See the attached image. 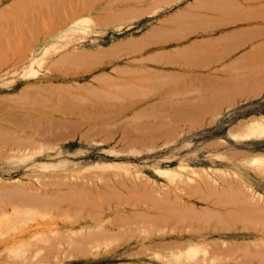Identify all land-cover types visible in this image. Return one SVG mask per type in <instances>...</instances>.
Instances as JSON below:
<instances>
[{"label":"rangeland","instance_id":"obj_1","mask_svg":"<svg viewBox=\"0 0 264 264\" xmlns=\"http://www.w3.org/2000/svg\"><path fill=\"white\" fill-rule=\"evenodd\" d=\"M42 1L0 0V264L263 260L264 251L250 258L264 247V218L261 226L248 210L256 221L248 219V204L232 207L223 188L260 197L246 198L255 211L264 202V136L251 135L264 94L232 101L163 91L140 60H115L114 43L159 20L163 0ZM67 191L76 203L66 204ZM141 193L159 211L168 203L192 216L165 222L167 211L146 210ZM135 214L164 218L131 222Z\"/></svg>","mask_w":264,"mask_h":264},{"label":"crops","instance_id":"obj_2","mask_svg":"<svg viewBox=\"0 0 264 264\" xmlns=\"http://www.w3.org/2000/svg\"><path fill=\"white\" fill-rule=\"evenodd\" d=\"M161 5L166 13L141 35L114 43L115 60H140L148 74L161 78L163 91L232 101L264 94L259 64L264 0H163Z\"/></svg>","mask_w":264,"mask_h":264},{"label":"bare ground","instance_id":"obj_3","mask_svg":"<svg viewBox=\"0 0 264 264\" xmlns=\"http://www.w3.org/2000/svg\"><path fill=\"white\" fill-rule=\"evenodd\" d=\"M38 1L40 2V0H38ZM42 2H44V0H43ZM47 2H48V1L46 0L45 3L47 4ZM40 3H41V2H40ZM42 4H44V3H42ZM43 6H44V5H43ZM46 18H47V17H46ZM46 18H45V19H46ZM47 24H48V23H47ZM29 26H30V25H29ZM31 27H33V28H30V27H29V30H30V29H31V30H32V29H33V30L35 29V26L31 25ZM45 29H46V28H45ZM25 31H26V30H25ZM15 32H16V31H15ZM29 32H30V31H29ZM32 32H34V31H32ZM21 34H22V33H20V35H21ZM23 34L26 35V33H24V32H23ZM31 34H32V33H31ZM17 35H18V34H17ZM25 35H23V36H25ZM26 37H29V36L27 35ZM26 37H23V39L25 38V40H26V39H27ZM25 40L22 41V45H23V42H26ZM19 41H20V40H19ZM17 48H18V47H17ZM80 94H82V93L80 92ZM57 109L59 110L60 108L57 107ZM57 109H54V110H56V112H57V111H58ZM53 112H54V111H53ZM58 112L61 113V111H58ZM251 131H252L251 135L264 136V119H262V120H258V121H254L253 124H252V127H251ZM256 161L262 162L263 160L260 161V159L258 158V159H256ZM252 162H253V161H252ZM254 162H255V161H254ZM259 162H256L255 164L257 165V163H259ZM261 164H262V163H261ZM261 164H260V165L258 164V165L261 166ZM263 165H264V162H263ZM227 186H228V185H227ZM230 187H231V186L227 187V188L230 190L229 192H228V189L225 190V187H224V188H223V191H226L227 193H226V192H223V194H224V195H225V194H226V195L230 194V196L228 195V197H231V196H232V195H231V192H233L232 194H233L234 196L231 197V199L234 200L235 202L232 201V202H233V205H234V206H232V207L236 208L237 205H242L244 202L246 203V202L248 201L247 199L250 197V195H249V197H247V196H248L247 194H251V192H250V193H246V194H244L245 192H243V194L241 193V194H242V195H241L242 197H241V196H237V195L240 194V193H236V192H234V190H233L232 188H230ZM124 188H125L127 191H129L128 188H126V187H124ZM141 188H142V187H141ZM231 189H232V191H231ZM71 190H72V189H71ZM71 190H69V192H70ZM137 190L140 191L141 189H137ZM144 190H145V189H142L141 192H144ZM239 190H240V189H238V191H239ZM135 191H136V190H135ZM71 192H73V193H72L73 195L76 193V191H75V192H74V191H71ZM71 192H70V193H71ZM131 192H134V191H131ZM239 192H242V191H239ZM70 193H68V191H67L66 194L68 195V194H70ZM77 193H78V191H77ZM139 193H140V192H139ZM144 193H145V192H144ZM146 193H147V192H146ZM66 194H64V195H66ZM72 194H71V196L68 195V197L72 198V196H73ZM141 194H142V193H141ZM141 194H140V195H141ZM235 194H236V196H235ZM224 195H221L222 198L227 197V196H224ZM244 195H246V197H243ZM251 195H252V194H251ZM77 196H78V195L73 196L72 200H69V199L67 198L68 201H70V202L72 201V202H71V203L68 202V203H66V204H69V205L74 204L73 201H75V200L78 201V197H77ZM142 196H143V197H142ZM142 196H141L142 199L145 200V203H144V204H146V203H147L146 201H149L150 199H151V202H150V201H149V202H150V203H154V204L151 205V204L148 202L149 204H147V205L152 206V209H151V207H149V208H147L146 210H148V209H149V210H153V208H154L153 206H154V205H157L158 201H156L157 203L155 204V202L152 201V200L155 201V199H152L153 197H152V198L148 197V196H149L148 194H145V195L142 194ZM144 196H147V197H146L147 199L144 198ZM221 196H220V198H219L218 200H222V201H223L224 199H222ZM223 196H224V197H223ZM253 196H254V195H253ZM43 197H45V196H43ZM43 197H42V198H43ZM46 197H47V196H46ZM66 197H67V196H66ZM235 197H236V198L238 197V198L236 199ZM240 197H241L242 199H244V198L246 199V198H247V199H246L247 201H246L245 199H244V201H241V200L239 201L238 199H239ZM251 197H252V196H251ZM251 197H250V198H251ZM48 198H49V197H48ZM234 198H235V199H234ZM250 198H249V200H250ZM34 199H35V198H34ZM34 199H33V200H34ZM36 199H37V197H36ZM36 199H35V200H36ZM74 199H75V200H74ZM79 199H81V198L79 197ZM251 199H252V198H251ZM253 199L256 200V199H258V197H255V198H253ZM253 199H252V201H253ZM259 199H261V198L259 197ZM259 199H258V202H259ZM46 200H47L48 202L50 201V199H47V198H46ZM46 200L43 201V203H41V202H42V199H41L40 197L37 199L38 202L41 201V202H40V203H41L40 205H43V204L48 203ZM236 200H238V202H237ZM255 200H254V201H255ZM77 201H75V203H76ZM79 201H80V200H79ZM256 201H257V200H256ZM262 201H263V200H262ZM33 202L36 203V201H33ZM38 202L36 203L37 205H39ZM44 202H45V203H44ZM218 202H220V201H218ZM218 202H217V203H218ZM223 202H224V201H223ZM223 202H222V203L220 202V204H219V203H218V204L216 203L215 205H219V208H220V206H221V208L223 209V208L226 207V203L229 204V202H225V205L222 207V205L224 204ZM241 202H242V203H241ZM248 202L250 203L251 201H248ZM159 203H160L159 206L162 205L160 208H164V207H166L167 209L169 208L168 211H167L165 208L160 210V211L164 210L165 212L167 211V213H164L165 216L163 215L162 212L159 211V208L156 209V207H157L158 205L154 208V209H156V210H155L156 212H157V210H158V212L162 213V215H163L165 218L163 217V218H164V220H163V218L161 217V219H162L163 221H165V222H167L166 219H167V215H168V214H171V215H173V216L175 215V218H177V217H176V214H177V213H179L180 215L182 214V212L184 213V211L179 210V208H180L181 206H180V207H179V206H178V207H175V208H178V209H175V208H172L171 206L168 207V205H169L168 203L166 204V203H163V202H162V203L164 204V207H163V204H162L161 202H159ZM235 203H236V204H235ZM237 203H239V204H237ZM245 203L243 204L245 207L243 206V207L240 208V209H241V210L244 209V208L246 209V206H247V204H248L247 208H249V207H250V208L247 209V211H248V210H249L250 212H251V211H254V212L251 213V214H252V215H256L255 219H257V223L260 222L261 219H262L261 217L264 218V213H263V212H264V211H263V210H264V206H263V208H262V205L264 204V202H263V204L259 205L260 208H259L258 205H257L256 209H257V208H259V209H257L256 211L253 210L254 208H253V209L251 208V206H252L253 203H250L251 205H249V203H246V204H245ZM221 204H222V205H221ZM230 204H232V203L230 202ZM230 204H229V205H230ZM256 204H258V203L256 202ZM165 205H167V206H165ZM213 205H214V204H213ZM215 205H214V206H215ZM174 206H177V205H174ZM135 207H136V206H135ZM170 207H171V209H170ZM216 207H218V206H216ZM252 207H255V206L253 205ZM136 208H138V206H137ZM136 208H134V210H135ZM140 208H141V207H140ZM143 209H145V208H143ZM181 209H182V207H181ZM262 209H263V210H262ZM136 210H137V209H136ZM169 210H170V211H169ZM171 210H174V212L172 211V212H173V213H172ZM175 210H179V212H178V211L176 212ZM183 210H184V208H183ZM155 211H154V212H155ZM180 211H181V212H180ZM220 211H221V209H220ZM223 211H224V210H223ZM226 211H229V210L227 209ZM231 211H232V209H231ZM242 211H243V210H242ZM244 211H245V210H244ZM247 211H246V212H247ZM249 211H248V213H249ZM258 211H260V212L263 211V212L259 213ZM150 212H152V211H150ZM156 212H155V213H156ZM158 212H157V213H158ZM168 212H169V213H168ZM215 212H216V214L219 213V212H217V210H216ZM238 212H239V211H238ZM238 212L236 211V213H238ZM246 212H245V213H246ZM174 213H176V214H174ZM185 213L187 214V213H189V211L186 210ZM185 213H184L183 215L187 216L188 214L186 215ZM233 213H234V210H233ZM255 213H256V214H255ZM220 214H222V213H220ZM224 214H225V213H223V215H222L223 217H222V218L225 219V218L227 217V218L229 219V217L226 216V215H224ZM229 214L231 215V217H232V216L234 217V214H231V212H230ZM239 214H240V212H239ZM243 214H244V213H243ZM243 214H242V217L245 216V214H244V215H243ZM132 215H133V214H132ZM135 215H137V214H135ZM138 215H139V214H138ZM138 215H137V217H136V216L132 217V219H131L130 221H131V222L139 221L140 219L137 220L138 218H141L142 216H145V214H144V215L141 214L140 217H139ZM177 215H178V214H177ZM246 215H247V213H246ZM258 215H260V216H258ZM261 215H262V216H261ZM146 216L149 217V214L146 215ZM150 216H151V217H149V218H145V219H144L143 217H142V218H143V220H146V221L148 220L147 222H150V221H149L150 218H151V219H155V218H156V220H158V222H161V221H160L161 219L159 218L160 216H158V215H156L157 217H154L155 215H154V216L150 215ZM169 216H170V215H169ZM169 216H168V217H169ZM173 216H172V217H173ZM188 216L190 217V216H192V215H190V213H189ZM188 216H187V217H188ZM224 216H225V217H224ZM249 216H250V217H249ZM249 216L247 215L245 218L249 217L248 219H250V218H251L250 213H249ZM153 217H154V218H153ZM182 217H184V216H182ZM182 217H181V218H182ZM216 217H218V216H216ZM231 217H230V218H231ZM235 217L238 218L239 215H237V216L235 215ZM252 217L254 218V216H252ZM257 217H258V218H257ZM119 218H120V217H119ZM119 218H117V219H119ZM157 218H159L160 220L157 219ZM175 218H174V219H175ZM178 218L181 219L180 217H178ZM184 218H185V217H184ZM237 218H236V220H235V218L233 219V220H235V223H239V222L237 221ZM245 218H243V219H245ZM253 218H251L252 220H251V219H250V220H251V221H256V220H253ZM259 218H261V219H259ZM126 219H127V218H126ZM126 219L124 218V221H125ZM129 219H130V218H129ZM172 219H173V218H172ZM223 219H222V222H221V223H224V222H225V220L223 221ZM238 219H239L240 221L242 220V221L240 222V223L242 224V222H243L244 220H243L241 217L238 218ZM132 220H133V221H132ZM134 220H135V221H134ZM141 220H142V219H141ZM156 220H154V221H156ZM170 220H171V219H170ZM170 220H169V218H168V221H170ZM176 220H177V219H176ZM218 220H219L218 222H220V221H221V217H220V219H219V217H218ZM258 220H259V221H258ZM262 220H263V219H262ZM127 221H128V219H127ZM127 221H125V223H126ZM130 221H128V222H130ZM128 222H127V223H128ZM151 222H152V221H151ZM245 222H246V221H245ZM245 222H244L243 225H245ZM261 222L264 223V220L261 221ZM261 222H260V223H261ZM260 223H259V224H260ZM263 223H261V226H262ZM114 224H115V223H114ZM114 224H113V226H114V228H115L116 226H115ZM218 224H219V223H218ZM241 224H240V225H241ZM118 225H119V224H117V226H118ZM219 225L222 226L221 224H219ZM246 225H248V223H246ZM246 225H245V227H246ZM255 225H257V224L255 223ZM248 226H249V225H248ZM248 226H247V227H248ZM250 226H252V225L250 224ZM258 226H259V225H258ZM44 227H45V226H44ZM252 227H254V226H252ZM252 227H249V228L251 229ZM114 228H113V229H114ZM243 228H244V227H242V229H243ZM249 228H248V229H249ZM254 228H255V227H254ZM113 229H112V230H113ZM246 229H247V228H246ZM246 229L244 228L243 230H246ZM252 229H253V228H252ZM255 229H257V228H255ZM259 229H260V228H259ZM262 229H263V227H262ZM98 231H100V230H98ZM95 233H96V232H95ZM97 233H98V232H97ZM97 233H96V234H97ZM96 234L93 235V234L91 233V236L93 235V237H95V236L99 237V235H96ZM108 235H109V237H107ZM110 235H112V234H107V236H106V237H103V239H105V238H109V240H110L111 238H113V237H112L113 235H112V236H110ZM114 236H115V235H114ZM116 236H117V234H116ZM116 236H115V238H116L115 240H116V241H117V239H118V240H119V239H120V240L122 239V236L119 238L120 234H119V236H117V237H116ZM95 238H96V237H95ZM113 239H114V238H113ZM106 240H107V239H106ZM118 242H120V241H118ZM251 244H252V243H251ZM254 244H255V243H254ZM233 245H234V244H233ZM233 245L230 246V248L233 249V247H234ZM235 245H237V247H238V244H235ZM261 245H264V244H261ZM254 246H257V244H255ZM235 247H236V246H235ZM235 247H234V248H235ZM237 247H236L235 249H237ZM239 247H240V244H239ZM239 247H238L237 251H235V252H236V253H237V252H240V255H241L242 253H243L244 255H245V254L248 255V253H250V251H251V250H248V251H247V248H246V251H245V248H242V247H243L242 244H241V247H240L242 251L240 250ZM244 247H245V246H244ZM251 247L253 248V244L251 245ZM227 248H228V247H227ZM230 248H228V249H230ZM249 248H250V247H249ZM259 248H260V247H259ZM228 249H225V250H224L225 253H226V250H227L228 252H231V250H228ZM243 249H244L245 252L243 251ZM254 249H255V248H254ZM254 249H253V250H254ZM263 249H264V247H262V250H261L260 253H256L255 251H257V252L260 251V250L258 249V247H256V249L254 250L255 253L253 252V253H254V256L252 255L253 258H250V259H251V260L254 259V261H255V259H256L255 257H257V255L261 254V253L264 251ZM253 250H252V251H253ZM235 252H232V253L235 254ZM241 252H242V253H241ZM246 252H247V253H246ZM250 254H251V253H250ZM250 254H249L248 256H251ZM255 254H256V255H255ZM228 255H230V254L228 253ZM238 255H239V253H238ZM238 255H237V257H238ZM240 255H239V258H243V260H244V257H246V256L243 255L244 257H243V256L240 257ZM231 257H232V256H231ZM235 257H236V256H235ZM260 257H262V255H261ZM239 258H238V260H240ZM257 258H258V259H261V258H259V257H257ZM263 258H264V254H263ZM246 259H247V258H245V260H246ZM248 259H249V258H248ZM248 259H247V260H248ZM238 260H237V261H234V262L237 263ZM241 260H242V259H241ZM243 260H242V262L244 263ZM263 260H264V259H263ZM263 260L261 259L262 263H264ZM252 261H253V260H252ZM256 261H257V260H256ZM261 261L259 262V260H258V261H257L258 264L261 263ZM247 262H249V260H248ZM250 262H251V261H250ZM238 263H239V262H238ZM240 263H241V262H240ZM262 263H261V264H262ZM246 264H250V263H246ZM254 264H255V263H254Z\"/></svg>","mask_w":264,"mask_h":264}]
</instances>
